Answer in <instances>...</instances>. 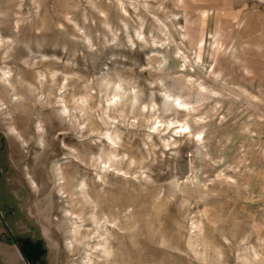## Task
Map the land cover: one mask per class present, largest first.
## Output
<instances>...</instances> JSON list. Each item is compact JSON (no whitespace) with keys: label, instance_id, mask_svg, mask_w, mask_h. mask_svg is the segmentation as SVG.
Here are the masks:
<instances>
[{"label":"clouds","instance_id":"9594fccd","mask_svg":"<svg viewBox=\"0 0 264 264\" xmlns=\"http://www.w3.org/2000/svg\"><path fill=\"white\" fill-rule=\"evenodd\" d=\"M0 187L43 264H264V0H0Z\"/></svg>","mask_w":264,"mask_h":264},{"label":"rangeland","instance_id":"374dc122","mask_svg":"<svg viewBox=\"0 0 264 264\" xmlns=\"http://www.w3.org/2000/svg\"><path fill=\"white\" fill-rule=\"evenodd\" d=\"M22 226V222L17 218L16 206L10 201L6 191L0 187V239H3L7 235L9 239H15L18 246L31 241L32 264H43L41 257L44 255L45 250L39 242L33 243L30 239L13 237V233L19 232Z\"/></svg>","mask_w":264,"mask_h":264},{"label":"crops","instance_id":"0c3cea01","mask_svg":"<svg viewBox=\"0 0 264 264\" xmlns=\"http://www.w3.org/2000/svg\"><path fill=\"white\" fill-rule=\"evenodd\" d=\"M25 243L19 247L22 249L23 255L26 256L32 262V243L31 241Z\"/></svg>","mask_w":264,"mask_h":264}]
</instances>
